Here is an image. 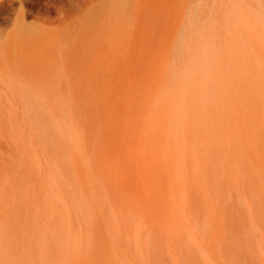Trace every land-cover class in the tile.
Instances as JSON below:
<instances>
[{
  "label": "rangeland",
  "instance_id": "1",
  "mask_svg": "<svg viewBox=\"0 0 264 264\" xmlns=\"http://www.w3.org/2000/svg\"><path fill=\"white\" fill-rule=\"evenodd\" d=\"M14 16L0 29V264H264V124L226 122L198 95L193 41L125 27L130 64L114 69L104 24L18 41Z\"/></svg>",
  "mask_w": 264,
  "mask_h": 264
},
{
  "label": "bare ground",
  "instance_id": "2",
  "mask_svg": "<svg viewBox=\"0 0 264 264\" xmlns=\"http://www.w3.org/2000/svg\"><path fill=\"white\" fill-rule=\"evenodd\" d=\"M36 8L41 14L30 20ZM8 10L15 12L10 35L18 41L27 32L46 39L58 23L104 24L110 41H119L114 47L120 56L110 61L114 69L130 64L129 41L135 40L126 28H143L161 41H193L188 51L198 95L226 122L264 124V0H0V29ZM185 46L178 45L182 57ZM23 50L41 56L39 44ZM239 248L235 244V252Z\"/></svg>",
  "mask_w": 264,
  "mask_h": 264
}]
</instances>
